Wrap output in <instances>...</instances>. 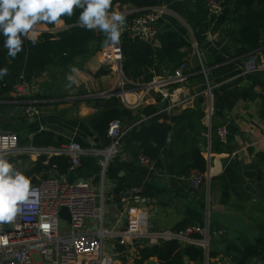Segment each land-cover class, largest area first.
Here are the masks:
<instances>
[{"label": "crops", "instance_id": "obj_1", "mask_svg": "<svg viewBox=\"0 0 264 264\" xmlns=\"http://www.w3.org/2000/svg\"><path fill=\"white\" fill-rule=\"evenodd\" d=\"M162 4L167 13L160 22V34L178 33L187 42L179 51L182 56L161 55L151 69L152 81L144 78L132 81L134 84L126 93L130 96L128 100L135 97L136 101H129L130 105L137 104L146 93L137 107L126 105L120 97L130 109L155 105L158 113L169 115L165 121L174 127V135L162 150L156 171L150 172L141 163V146L132 139L133 125L126 121L125 126L130 130L119 141L105 174L100 164L102 157L87 155L78 170L53 175L69 181L84 180L96 190L103 189L105 226L116 233L123 231L127 224L123 215L124 198L133 190H141L143 202L138 204L137 217L145 230L176 231L191 224L209 223L208 251L201 247L204 259L194 261L185 257V264H264V68L255 73L244 72L251 55L257 57L259 64H264V41L256 51L242 54V45L234 37L233 27L213 19L201 0H163ZM261 8L264 6L255 4V10ZM138 10L127 4L115 6V11L125 16ZM63 28V21L55 28L40 23L36 25L35 38ZM153 47L161 49L160 38ZM103 48L85 59L79 58L67 68L50 67L36 74L33 86L37 115L28 116L24 103L9 92L6 99L0 101V132L16 133L21 146H34L35 135L48 131L54 134L60 146L77 142L84 148L109 147L90 126L91 118L102 111L95 101L100 100L102 106V100L112 97L107 95L122 91L116 90L117 77L112 72L115 70L103 64ZM179 64L187 65L188 78L163 87L169 97L165 98L157 90L139 89L154 81L168 82ZM73 66L79 73L74 74L77 82L69 87L66 76ZM101 68L110 73L97 77ZM119 78L125 82L120 75ZM209 89L214 108L211 129L204 120L209 108ZM175 103L179 105L168 109ZM150 118L143 117L136 125ZM223 125L228 129L226 143L221 142L217 133ZM196 150H200L206 160L208 153L211 157L207 160L210 178L199 189L192 187L189 173L180 174L193 161ZM11 160L16 161L14 166L22 172L34 165L27 156ZM221 227L224 234L219 233ZM118 241L117 234L106 239V249L120 254L121 264H138L145 247L135 249L134 243L138 242L135 240L132 246L128 242L123 249ZM150 259L161 264L157 257Z\"/></svg>", "mask_w": 264, "mask_h": 264}, {"label": "built area", "instance_id": "obj_2", "mask_svg": "<svg viewBox=\"0 0 264 264\" xmlns=\"http://www.w3.org/2000/svg\"><path fill=\"white\" fill-rule=\"evenodd\" d=\"M225 0H205V6L209 15L218 20L225 9ZM167 13L163 5L138 10L133 17H126V28L121 35L120 42L114 47H104L102 59L104 66H108L119 72L123 64L122 38L131 41H141L154 45L160 34V22ZM123 66V65H122ZM264 68L259 64L257 57L251 55L246 62L244 72L255 73ZM188 67L180 64L175 70L173 78L168 82L154 81L139 87L140 90L149 92L157 90L165 98L169 93L163 89L167 84L182 82L188 78ZM127 82L134 84L125 78ZM124 85L125 82L121 81ZM144 89V90H143ZM35 87L32 81H28L24 75L16 81L12 92L15 97L24 103L25 113L32 117L39 113L35 100ZM127 91L114 95L122 98L130 107H137L145 94H142L137 104L130 105ZM209 108L204 120L212 128L214 108L212 93L209 89ZM179 105L172 104L168 109ZM130 130L121 120H113L108 127L107 136L111 139L109 147L104 149L84 148L80 143L71 142L59 147L21 146L16 133L0 132V150L4 151L6 158H19L27 156L33 163L41 157L54 155H66L71 159L69 172H74L82 166L83 158L87 155L102 157L100 164L103 174L106 173L110 159L114 156L119 141ZM217 133L221 142L228 141V129L226 125L220 126ZM210 136V133H207ZM210 153L207 160L210 161ZM141 163L150 172L156 171V162L142 155ZM48 163L47 161L45 162ZM209 172L193 170L189 176L192 187L199 189L210 178ZM58 175L41 178L32 184L35 191L26 204L21 205V212L12 223L0 224V264H121L120 254L106 249V239L119 236L118 244L126 246L133 241L134 248L142 249L148 246L163 245L174 240L183 245H196L207 249L211 237V226L191 224L179 231H152L145 230L137 217L138 204L143 202L141 190L130 191L126 196V209L123 212L127 224L123 231L116 233L105 226L104 191L96 188L87 181H69ZM62 207H67L71 215V222L60 218ZM95 220L96 222H93ZM224 234V230L219 231ZM144 240V242H143Z\"/></svg>", "mask_w": 264, "mask_h": 264}, {"label": "trees", "instance_id": "obj_3", "mask_svg": "<svg viewBox=\"0 0 264 264\" xmlns=\"http://www.w3.org/2000/svg\"><path fill=\"white\" fill-rule=\"evenodd\" d=\"M201 1L205 5V0ZM162 2L163 0H113L112 10L115 11V6L118 3L120 5H131L141 10L163 5ZM255 4L264 6V0H225L224 12L218 18L219 24L228 23L233 27V35L242 45L240 49L242 54L256 51L262 40L264 41V8L255 10ZM79 12L80 10L76 9L71 18L62 17L65 28L56 32H44L36 40L35 45L25 40L24 50L18 54L15 60L7 57L6 49L3 47L4 37L0 34V68L5 66L9 68V75L0 80V101L6 99L7 94L12 91L21 75H24L28 81L33 82L37 73L44 72L50 67L67 68L72 64H76L79 58L85 59L104 47L102 33L77 26L76 20ZM46 25L55 28L57 24ZM158 38L162 41L161 49H155L152 45L141 41H131L126 37L122 38V65L127 79L137 81L144 78L145 81L150 82L154 77L151 69L155 66V60L160 59L161 55L173 58L175 55L182 56L179 51L187 42L181 39L178 33L166 31L159 34ZM109 73L108 69L101 68L96 76H104ZM127 98H130V96H127ZM129 101L131 102V99ZM95 102L96 106L102 108V111L91 118L90 126L104 144L111 143L107 131L113 120H121L124 124L131 123L133 125L130 131L131 137L140 144L142 154L152 161L160 162L162 150L174 135V127L165 121L169 118V115L158 113V108L155 105H148L137 110L130 109L117 96L102 100V106L100 100ZM143 117H151L153 123L146 125L143 120L136 125ZM162 119L164 121L161 122ZM33 145L37 147L60 146L54 134L48 131L36 134ZM193 154V161L190 162L189 166L183 168L180 174L189 173L190 176L195 169L207 172V160L203 157L201 151L196 150ZM70 166L71 159L66 155L43 156L24 173L31 179V183L35 184L41 178L50 177L55 173L59 175L68 174ZM225 197H227L226 193H224ZM181 245L179 241L174 240L169 242L168 251L162 245L145 247L141 250L142 258L138 260V264H143L152 257H157L161 264H185V257L194 261L204 259L205 253L201 247L196 245L182 247Z\"/></svg>", "mask_w": 264, "mask_h": 264}, {"label": "clouds", "instance_id": "obj_4", "mask_svg": "<svg viewBox=\"0 0 264 264\" xmlns=\"http://www.w3.org/2000/svg\"><path fill=\"white\" fill-rule=\"evenodd\" d=\"M112 4L113 0H0V34L7 57L15 60L25 40L36 44V25L62 23L61 18H71L76 9L80 10L78 27L102 33L105 47L118 45L127 21L122 12L112 10ZM78 73V68H70L69 87L77 82L74 74ZM7 75L9 68H0V80ZM34 191L31 179L0 150V224L12 223Z\"/></svg>", "mask_w": 264, "mask_h": 264}, {"label": "water", "instance_id": "obj_5", "mask_svg": "<svg viewBox=\"0 0 264 264\" xmlns=\"http://www.w3.org/2000/svg\"><path fill=\"white\" fill-rule=\"evenodd\" d=\"M119 70H120V74H121V75L124 74V72H123V66H122V65L120 66ZM107 96H114V93H113V94H109V95H107ZM99 97H100V96H99ZM147 97H148V96H147ZM151 123H152L151 120H146V121H145V124H146V125H149V124H151ZM59 216H60L61 219L66 220L67 222H71V215H70L69 210H68L67 207H62V209H61V211H60V213H59ZM93 222H96V221L93 220ZM5 224H6V227H8V223H5ZM222 228H223V227H221L220 229H222ZM128 246H130V245H128ZM163 247H164V249H165L166 251H168V249H169V242H165L164 245H163ZM207 251H208V248H207ZM128 255H129V254H128ZM139 257H140V255H137V258H139ZM146 264H156V261L150 259Z\"/></svg>", "mask_w": 264, "mask_h": 264}, {"label": "rangeland", "instance_id": "obj_6", "mask_svg": "<svg viewBox=\"0 0 264 264\" xmlns=\"http://www.w3.org/2000/svg\"><path fill=\"white\" fill-rule=\"evenodd\" d=\"M113 72V75H115V77H117V91H121L122 90V88H124V90H129V89H131L132 88V84L131 83H128L127 81H126V79H125V77L123 76V78L125 79V84L124 85H122L121 84V80H120V78L118 79V77H119V72L118 71H112ZM13 159H15V158H13ZM11 162L14 164V165H16L15 163H16V161L15 160H11ZM25 162V161H24ZM105 206H106V204H105Z\"/></svg>", "mask_w": 264, "mask_h": 264}, {"label": "bare ground", "instance_id": "obj_7", "mask_svg": "<svg viewBox=\"0 0 264 264\" xmlns=\"http://www.w3.org/2000/svg\"><path fill=\"white\" fill-rule=\"evenodd\" d=\"M135 99V100H134ZM136 101V98L135 97H132L131 98V102H135Z\"/></svg>", "mask_w": 264, "mask_h": 264}]
</instances>
